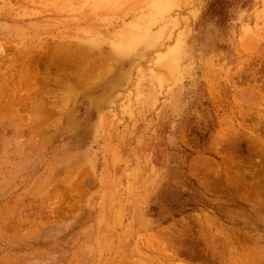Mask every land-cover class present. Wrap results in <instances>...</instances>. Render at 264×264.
Listing matches in <instances>:
<instances>
[{
  "label": "rangeland",
  "instance_id": "1",
  "mask_svg": "<svg viewBox=\"0 0 264 264\" xmlns=\"http://www.w3.org/2000/svg\"><path fill=\"white\" fill-rule=\"evenodd\" d=\"M0 264H264V0H0Z\"/></svg>",
  "mask_w": 264,
  "mask_h": 264
}]
</instances>
